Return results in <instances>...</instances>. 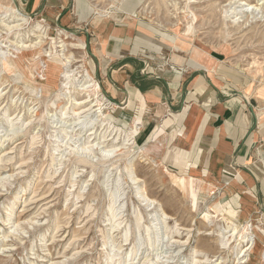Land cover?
<instances>
[{
    "label": "rangeland",
    "instance_id": "1",
    "mask_svg": "<svg viewBox=\"0 0 264 264\" xmlns=\"http://www.w3.org/2000/svg\"><path fill=\"white\" fill-rule=\"evenodd\" d=\"M112 27L162 70L200 50L264 94V0H0V264H264L260 209L167 170L150 110L105 92Z\"/></svg>",
    "mask_w": 264,
    "mask_h": 264
},
{
    "label": "crops",
    "instance_id": "2",
    "mask_svg": "<svg viewBox=\"0 0 264 264\" xmlns=\"http://www.w3.org/2000/svg\"><path fill=\"white\" fill-rule=\"evenodd\" d=\"M127 32L104 30L103 55L112 61L105 92L125 108L135 102L150 110L156 122L152 140L163 135L160 160L167 170L223 186L238 214L258 208L264 222L262 89L247 95L232 66L200 50L170 55L176 66L162 70L155 57L139 56Z\"/></svg>",
    "mask_w": 264,
    "mask_h": 264
},
{
    "label": "bare ground",
    "instance_id": "3",
    "mask_svg": "<svg viewBox=\"0 0 264 264\" xmlns=\"http://www.w3.org/2000/svg\"><path fill=\"white\" fill-rule=\"evenodd\" d=\"M18 12V11H17ZM20 14H22V13H20ZM28 19V18H27ZM39 29V28H38ZM41 36V35H40ZM40 36H38V37H40ZM41 41V40H40ZM37 44V43H36ZM83 47V46H82ZM89 81V80H88ZM87 81V82H88ZM85 83V82H84ZM90 85V84H89ZM88 84H87V86H89ZM86 89V88H85ZM89 98V97H88ZM90 100V99H89ZM89 100H85V101H82V102H79L78 104H83V103H87V102H89ZM86 105V104H85ZM88 105V104H87ZM91 105V104H90ZM90 105H89V107H90ZM94 106V105H93ZM79 107H82V106H79ZM91 108V107H90ZM86 109V108H85ZM88 109V108H87ZM84 110V109H83ZM178 183V185L184 190V191H186V193H187V195L189 196V198H191L192 199V201L193 202H195V200H196V194H195V189H194V184H193V179L192 178H190V177H180V179L177 181ZM250 231V230H249ZM231 232V231H230ZM249 236V235H248ZM245 237H246V234L244 235L243 234V236H242V241H245V240H247V238L245 239ZM4 239V238H3ZM250 243V242H249ZM248 249V248H247ZM247 249H245V250H247Z\"/></svg>",
    "mask_w": 264,
    "mask_h": 264
}]
</instances>
